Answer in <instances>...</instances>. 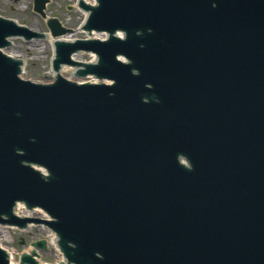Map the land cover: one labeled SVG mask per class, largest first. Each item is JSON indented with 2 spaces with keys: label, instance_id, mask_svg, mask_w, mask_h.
Listing matches in <instances>:
<instances>
[{
  "label": "water",
  "instance_id": "95a60500",
  "mask_svg": "<svg viewBox=\"0 0 264 264\" xmlns=\"http://www.w3.org/2000/svg\"><path fill=\"white\" fill-rule=\"evenodd\" d=\"M47 1L34 0L43 16ZM98 3L86 28L125 39L57 41L54 67L91 50L99 63L79 74L113 85L64 67L55 84L22 81L0 52V221L30 220L15 200L46 209L77 264H264V0ZM9 34L34 35L0 18V46Z\"/></svg>",
  "mask_w": 264,
  "mask_h": 264
},
{
  "label": "rangeland",
  "instance_id": "374dc122",
  "mask_svg": "<svg viewBox=\"0 0 264 264\" xmlns=\"http://www.w3.org/2000/svg\"><path fill=\"white\" fill-rule=\"evenodd\" d=\"M68 5H74V0H50L47 5L48 16L58 17L62 23L75 29L73 37H84L85 34L78 30L81 15L76 9H67ZM0 15L16 19L35 31L48 32L45 20L33 12L32 0H0ZM14 48H7L10 54H19L24 58V76L33 80H42L46 82L53 76L51 75L50 59L52 57V47L50 41L33 38L32 42L12 39ZM44 233L39 227H32L28 231H19L12 229V233L6 231L8 249L14 248L15 251L25 249L31 240L41 237ZM12 236V238H10ZM23 237L24 245L20 244V238ZM58 259V254L54 248L42 252L41 260L43 262H53Z\"/></svg>",
  "mask_w": 264,
  "mask_h": 264
},
{
  "label": "bare ground",
  "instance_id": "6f19581e",
  "mask_svg": "<svg viewBox=\"0 0 264 264\" xmlns=\"http://www.w3.org/2000/svg\"><path fill=\"white\" fill-rule=\"evenodd\" d=\"M68 38V37H67ZM67 38H61L60 37V39H58L57 41H63V40H66ZM11 41V40H10ZM11 43H12V41H11ZM10 56H12L13 58H15V59H20V58H23L21 55H19V54H16V55H14V54H9ZM24 58H23V64L22 65H24ZM64 70H62V71H60V73L63 75V76H65V77H68V78H73L74 76L73 75H69V74H72V73H74V69H72V68H69V67H64L63 68ZM87 78L88 77H86V78H83V79H86L87 80ZM4 229V228H3Z\"/></svg>",
  "mask_w": 264,
  "mask_h": 264
}]
</instances>
